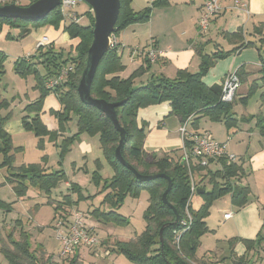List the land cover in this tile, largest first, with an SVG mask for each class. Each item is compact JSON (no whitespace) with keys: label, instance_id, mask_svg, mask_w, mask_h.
I'll return each instance as SVG.
<instances>
[{"label":"trees","instance_id":"obj_1","mask_svg":"<svg viewBox=\"0 0 264 264\" xmlns=\"http://www.w3.org/2000/svg\"><path fill=\"white\" fill-rule=\"evenodd\" d=\"M33 1L35 0H29L28 4ZM119 1V13L112 33L118 35L130 24L148 21L150 16L149 6L134 11L131 7L132 0ZM8 2L12 3L14 1L10 0ZM166 4L167 0L152 1V5L155 6ZM77 14L78 17L79 14ZM85 14L88 16L87 23L80 24V17H78L79 21H64L62 28L70 39H77L74 46L75 57L64 58L62 52L54 47L53 42H49L46 45L38 46L35 54L30 58H17L15 60L16 70L20 74L36 72L35 66L37 63H43L46 70L45 74L39 75L37 79L40 91L39 97L25 106V110L31 115L27 114L21 118L22 126L25 130L32 131L40 141L49 134H53V140L56 141L57 135L59 136L62 133L60 132L61 129H65L74 116L76 118V132L71 137L62 139V143H56L58 147H61L59 156L64 154L68 144L74 138H79L80 134H98L104 157L113 170L112 177L106 183V187L110 191L105 194L102 201V203L109 205L111 209L105 211L98 207L91 211V215L97 219L109 220L113 218L118 222H125L123 217H120L114 209L121 205L126 195L137 196L141 189L148 192V205L143 213L146 223L144 230L130 240L117 241L115 244L116 250L123 253L133 264H196V250L200 244V238L209 231L205 219L209 214V208L213 201L225 194H230L233 205L241 207L247 203L249 198L248 187H240L232 182V179L243 176L245 171L241 164L227 162L225 158H219L222 162V168L216 171H211L208 167H202L198 164L191 165L190 168L193 173L200 177L197 185L205 188L202 180L208 176L207 182L211 184V187L205 188L209 191L201 194L203 201L198 208H192L191 204L188 205L190 214L188 220L185 213V207L190 197L188 166L182 161L181 154L171 156L161 153L159 155L157 152H146L143 149V131L147 123L142 121L138 125L136 120L137 111L141 107L168 102L170 105L169 114L175 115L181 124L192 118V121L190 120L191 124L196 127L197 121L202 116H207L214 121L224 120L227 124L230 123L229 116L232 114L234 100L232 102L221 101V85L215 83L208 86L202 81V77L217 59H222L242 48L253 46V43L241 37L242 33L225 34L226 37H240V45L229 51L218 49L209 55L202 54L198 70L195 72L178 69L174 78L151 74L146 81L138 84L134 80L150 69L151 62L147 56L144 54L143 64L129 76L121 77L119 72L125 68L121 59V49L109 47L97 65L90 85V93L95 98L105 99L109 102L123 101L115 108L120 125L127 131V138L122 146L121 155L140 173L162 174L149 181H139L115 157L114 150L118 145L119 133L112 122L93 105L83 103L79 99L76 90L85 64L86 52L92 40L93 15L90 8ZM16 20L0 17V24L1 22H7L14 25L17 22ZM19 21L27 22L31 20ZM61 21H63V15L60 11V5H58L43 19L32 22L36 26L49 24L58 29ZM257 51L259 52V47H257ZM259 60L261 80L264 84V56L260 53ZM4 61L5 53L0 50V74L4 72ZM67 64H72L73 70L68 73L66 79L56 84L53 89L46 88V80L56 77ZM241 71L242 68L239 67L235 73L243 81ZM254 91L255 86L252 85L246 95L240 99V102L245 104ZM51 93L57 97L60 105L58 110H49V113L54 116L57 122V129L55 130H49L40 117L43 100L46 95ZM8 106V102L1 97L0 93V165L7 166L9 172L7 177L9 182L14 184L13 190L16 197L24 198L30 186L49 195L51 190L57 187L61 181L67 182L65 174L62 169L49 171L40 163L13 166V151L16 152L21 147L14 145L11 135L5 129L10 112L5 113L4 111L8 109ZM257 125L262 136H264V117L262 115L257 116ZM203 171H205L204 174ZM167 177L171 180V188L166 195L168 204L162 200V193L167 187ZM67 187V190L78 191L77 185L73 183H70ZM48 201L54 207V220L61 216H68L75 203L68 192L66 194L62 193L58 199L49 196ZM6 205L9 207V204ZM172 207L178 214V221L176 224L164 228L161 243L159 239L160 227L164 223L172 222L175 218ZM185 219L188 221L187 228L182 230L181 221ZM16 223L19 225L18 220ZM174 231L179 233L178 241L174 239ZM235 239V237L228 239L230 247H232ZM262 241L264 242V236H258L255 239H241L245 252L243 255L236 256L231 248L230 257L233 258H231V264H253L256 261V263L264 264V259L256 251V254L250 256L251 250H256V246H261ZM0 253L7 264L42 263L36 255L35 248H32L30 244L29 234L22 227L16 239L13 238L12 231L6 234V238L0 236ZM60 260L61 263L52 264L82 263L76 250L73 255Z\"/></svg>","mask_w":264,"mask_h":264},{"label":"rangeland","instance_id":"obj_2","mask_svg":"<svg viewBox=\"0 0 264 264\" xmlns=\"http://www.w3.org/2000/svg\"><path fill=\"white\" fill-rule=\"evenodd\" d=\"M13 1L19 5H27L29 0ZM152 1L154 0H135L132 6L134 8H140L142 4H145L140 10L149 6L150 19L154 8L157 7L152 5ZM89 8L90 5L85 0L79 2L75 6L74 9L79 14L78 17L81 18L80 24L88 22V16L85 12H87ZM169 11L166 25L171 28L172 32H164L162 35L168 37L171 33L178 34L181 31H186V20L184 15L186 11H184V9ZM16 21L14 25L7 22H1L0 24V50L5 53L4 72L0 74V93L1 97L5 99L9 105L8 109L4 111L5 113L10 112L6 120V124L9 123L8 125H13L16 120L21 121L23 116L30 114L25 110V106L39 97L40 91L38 89L37 79L39 75L42 76L46 72L43 63H37L35 66L36 72L20 74L16 70L15 60L17 58H30V56H33L36 52V45L43 36H46L49 42H54V47L62 52L64 58H73L76 56L74 46L77 43V39H70L67 33L65 34L62 30L64 21L68 22V19L61 21L58 29L49 24L36 26L33 25L32 21ZM187 27H189V24H187ZM213 30L214 32L216 31V29ZM143 43L144 41L142 44ZM123 44L126 48L128 47L126 43ZM214 50L216 51L218 49ZM172 78H174V76ZM261 93L262 92L254 91L250 97L249 105L246 110L240 103L234 106V110L236 112L245 111L247 113H256L257 109L254 107L258 106L257 101L261 102ZM47 96L50 100H45ZM46 97L43 100V105L46 104L51 106L58 101L55 95L50 96L48 94ZM237 102H239V100ZM51 109L52 108L49 107L47 111L49 112ZM48 112L44 114V117L49 116L50 113L48 114ZM41 114L42 110L40 112V115ZM47 123L48 126L51 125L48 121ZM200 123L204 122L201 121ZM188 127H190V124H188ZM13 128H15L14 125ZM150 129L151 127L149 125L146 124L144 126L142 146L146 152H154L147 150L149 148L155 150L158 147H162L164 149L163 153L171 156L179 155L180 151H170L168 145L161 140H148L145 142ZM60 132H62L61 135H57L58 141H55V139L53 140V134L44 136L40 141L32 131L25 130L24 128L22 129V133L13 134L12 141L14 145L21 147L16 152L13 151V166L40 163L49 171L62 169L68 183L65 185V182L61 181L57 187L51 190L49 195L30 186L27 189V195L24 198H18L13 190V182H9L7 177L9 176L7 166L0 165V233L3 238H6V234L12 231L13 238L16 239L22 227L29 234V241L33 248L35 245L39 246V249L37 248L35 251H38L36 255L40 258L42 263H49L47 257L46 260H44L43 254L46 256H51L53 254L60 260L61 258L58 256V253L61 251V245L55 238L53 229V224L56 220L53 219L54 207L49 203L48 197L50 196L54 199H58L62 193L66 194L68 192L75 203L74 208L70 210L68 216H61L63 219L62 221L65 222L64 226L67 225V217H70L71 212L73 210L79 211L84 223L88 226H93L94 233L99 239L98 244L94 247L89 249L80 247L82 248L80 257L81 264H133L123 253L116 250L115 244L117 241L130 240L144 230L146 223L143 213L148 205L147 190L141 189L137 196L126 195L121 205L114 209L120 217H123L125 222H118L113 218L109 220H103L102 218L97 219L95 216L91 215L92 210L98 207H101L105 211L111 209L109 205L102 203V201L105 194L110 191V189L106 187V183L113 175V170L104 157L99 135L89 133L80 134L79 138H74V140L68 144L64 154L59 156L61 147H58L56 143H62V139L71 137L76 132V118L73 116L67 124V127L61 129ZM158 154L160 155L161 152L159 151ZM211 166L212 169L215 167L214 165ZM194 177L197 178V175L194 174ZM70 183L77 185L78 191L67 190V186H69ZM202 201V196L197 193L191 197V203L194 208L200 206L199 204L202 203ZM6 204H9V207H7L8 205ZM216 211L217 210L212 209L211 220L215 218L217 220ZM17 220L20 222L18 223L19 225L16 223ZM218 238L223 237L218 235ZM261 244L264 246L263 241ZM222 245L223 242L218 241L216 236H211V234L202 235L200 244L196 250L199 258H197L196 264H214L215 262L211 261L213 260L211 258L225 257L228 253V249L227 251H223ZM47 253H49V255H47ZM201 258H204V261L200 260ZM61 262L60 260L59 263ZM256 262L253 264H259ZM0 264H7L2 254H0Z\"/></svg>","mask_w":264,"mask_h":264},{"label":"crops","instance_id":"obj_3","mask_svg":"<svg viewBox=\"0 0 264 264\" xmlns=\"http://www.w3.org/2000/svg\"><path fill=\"white\" fill-rule=\"evenodd\" d=\"M233 1L222 0V10L212 17L207 30L202 32L197 28V21L200 7L204 0H167L166 5L154 8L153 14L147 22L130 24L119 33L120 35L118 34V39L122 45L121 59L125 65L124 70L119 72L121 77L129 76L143 64L145 59L144 51L147 47L153 46L164 52L162 57L150 63L149 71L134 80L136 84L146 81L151 74L172 78L176 76L178 69H187L195 72L198 70L202 54L209 55L215 52L214 49L229 51L240 45V37H226L225 34L242 33L241 37L253 43V46L242 48L222 59H217L202 77V81L208 86L215 83L221 85L227 73L235 72L239 67L242 68L243 81L239 78L240 84L233 101L232 114L229 116L230 123L227 124L224 120L214 121L207 116H202L197 121L196 127L191 124V118L190 127H188L192 130L208 131L214 139L226 143V152L235 157L232 162L241 164L245 171L243 176L232 179V182L237 186L248 187L249 189L248 201L241 207L233 205L230 194H225L214 200L209 208V214L205 219L209 231L205 234L216 236L218 241H222L223 251L228 249L225 257L211 258L213 259L211 261L216 264L232 263L233 258L230 257L231 248L236 256L243 255L245 247L241 239H255L258 236H264V136H262L257 125V116L262 115L264 117V84L261 80L262 74L260 73L261 65L259 60V53L264 56V0H245L251 12L248 17L243 11L231 8ZM134 2L135 0L131 1V7L134 11L140 10L145 5L142 4L140 8H134L132 6ZM180 9L186 11L184 12L186 31H181L178 34L171 33L168 37L163 36L162 33L171 31V28L166 25L169 10L178 11ZM187 24H189V27H187ZM213 29H216V31L214 32ZM143 41L144 43L142 44ZM123 43H126L128 47L126 48ZM257 47H259V52ZM252 85L255 86V92H262L260 94L261 102L257 101L258 108L254 107L257 112L254 114L253 112L247 113L245 111L236 112L234 106L238 105V103L245 110L248 108L250 98L245 104H242L240 99L246 95ZM49 95L54 96L52 93ZM46 99L50 100L48 96ZM238 100L239 102H237ZM49 107L58 110L60 105L58 101L51 106L44 104L40 115L46 126L53 130L56 129L57 122L47 111ZM169 111L170 105L168 102L152 104L145 108H139L136 120L138 125L145 121L151 127L145 142L148 140H161L168 145L170 151H180V155L183 148V140L179 132L181 123L175 115L169 114ZM46 112H48L49 116L44 117ZM47 121L51 123L50 126L47 125ZM201 121L204 123H200ZM8 124H5V129L12 139L14 133H22L23 126L20 120L14 122L15 128H13V125ZM147 150L157 153L159 151L161 153L164 152L162 147H158L155 150H152V148ZM211 165L215 167L212 169ZM221 168L222 162L220 159L213 160L208 165V169L211 171ZM204 173L205 171H203ZM197 178L200 177L197 176ZM202 181L205 188L211 187V184L207 182L208 176L203 178ZM67 183L65 182V185ZM191 207L194 208L192 203ZM212 209L217 210L215 212L217 220L216 218L211 220ZM226 214H229L228 218H224ZM217 234L223 238H218ZM0 235L2 236L1 233ZM232 237L236 239L232 247H230L228 239ZM263 247L262 244L259 247L256 246V250H251L250 256L256 254V251L264 259ZM34 248L35 250L39 249V246L35 245ZM81 250L82 248L76 249L79 257H81ZM36 252L38 253V251ZM43 257L44 260L47 257L49 263L44 262L42 264L60 262L59 258L53 254L51 256L43 254ZM200 260L204 261V258Z\"/></svg>","mask_w":264,"mask_h":264},{"label":"built area","instance_id":"obj_4","mask_svg":"<svg viewBox=\"0 0 264 264\" xmlns=\"http://www.w3.org/2000/svg\"><path fill=\"white\" fill-rule=\"evenodd\" d=\"M10 0H0V4L8 2ZM82 0H60V11L63 15V20L68 19L69 21H79L76 16L75 6ZM233 9H239L248 17L251 12L248 8L247 1L245 0H234L232 7ZM222 10V0H204L200 7L199 18L197 21V28L200 32L205 31L208 28L209 22L212 17ZM49 43L48 38L43 36L37 43L38 46H43ZM109 47H116L119 50L122 45L118 39V35L111 33L109 36ZM144 54L147 56L150 62H155L163 56L164 52L156 49L153 46L145 49ZM73 70L72 64L65 65L56 77L46 80L45 86L48 89H53L56 84L66 79L69 72ZM239 77L235 72H229L225 75L221 84L220 100L223 102H232L235 98V94L239 87ZM190 119L182 123L179 127V132L183 140V148L181 153V159L188 166V172L190 176V197L185 207V213L188 220L190 214L188 211V205L191 204V197L196 192L197 181L199 178L194 177V173L191 170V165H200L202 167H208V165L219 158H225L227 162L234 161L235 157L232 154L226 152V143L219 142L212 137L208 131H197L188 128ZM229 214L224 215V218H228ZM67 225L64 226L62 218H58L54 221L53 229L55 232V238L61 245V251L58 256L60 258L73 255L75 250L79 247L91 248L98 244L99 239L94 233V228L84 223L81 213L73 210L70 217L67 218ZM188 221L185 219L181 221L182 230L187 228ZM175 241H178V231H174Z\"/></svg>","mask_w":264,"mask_h":264},{"label":"water","instance_id":"obj_5","mask_svg":"<svg viewBox=\"0 0 264 264\" xmlns=\"http://www.w3.org/2000/svg\"><path fill=\"white\" fill-rule=\"evenodd\" d=\"M90 5L93 15L92 40L86 52V60L81 71L77 84V93L79 99L88 105H93L112 122L114 128L119 133L118 145L114 150L116 159L139 181H149L157 178L158 173L143 174L132 167L121 155V149L127 138V131L120 125L117 119L115 108L123 101L109 102L105 99L95 98L90 93V85L94 77L97 65L103 55L109 49V36L113 32L115 22L118 17L120 1L119 0H85ZM60 4V0H35L27 5H19L15 2L0 4V17L12 20H31L39 21L43 19L51 10ZM171 188V180L167 177V187L162 193V200L168 204L166 195ZM209 189L201 186L197 187L196 193L201 195L207 193ZM175 212V218L172 222L164 223L159 229V239L162 243V233L166 226L174 225L178 221V214Z\"/></svg>","mask_w":264,"mask_h":264}]
</instances>
